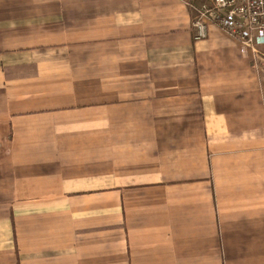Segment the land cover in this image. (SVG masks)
I'll list each match as a JSON object with an SVG mask.
<instances>
[{
	"label": "crops",
	"instance_id": "0c3cea01",
	"mask_svg": "<svg viewBox=\"0 0 264 264\" xmlns=\"http://www.w3.org/2000/svg\"><path fill=\"white\" fill-rule=\"evenodd\" d=\"M189 1L0 0V264H264V43Z\"/></svg>",
	"mask_w": 264,
	"mask_h": 264
},
{
	"label": "built area",
	"instance_id": "2783aa9c",
	"mask_svg": "<svg viewBox=\"0 0 264 264\" xmlns=\"http://www.w3.org/2000/svg\"><path fill=\"white\" fill-rule=\"evenodd\" d=\"M192 31L195 39L208 36L215 25L238 39L248 53L264 43V0H191Z\"/></svg>",
	"mask_w": 264,
	"mask_h": 264
}]
</instances>
